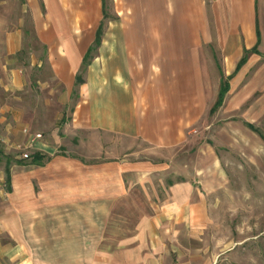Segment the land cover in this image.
<instances>
[{
	"label": "crops",
	"instance_id": "obj_1",
	"mask_svg": "<svg viewBox=\"0 0 264 264\" xmlns=\"http://www.w3.org/2000/svg\"><path fill=\"white\" fill-rule=\"evenodd\" d=\"M25 6L33 73L18 67L23 29L0 36V264H217L200 181L212 159L176 160L216 114L257 130L264 0Z\"/></svg>",
	"mask_w": 264,
	"mask_h": 264
},
{
	"label": "rangeland",
	"instance_id": "obj_2",
	"mask_svg": "<svg viewBox=\"0 0 264 264\" xmlns=\"http://www.w3.org/2000/svg\"><path fill=\"white\" fill-rule=\"evenodd\" d=\"M31 27L25 0H0V36L16 28L25 32L18 67L26 74L34 72L30 69L32 54L42 53L34 48ZM247 122L251 121L241 115L208 117L194 133L196 142L176 160L178 169L194 170L206 166L209 156L212 159L211 172L200 176V181L212 208L210 240L204 247L210 248L212 262L221 255L217 264H264V113L252 121L258 132L249 129ZM131 147L141 152L147 149L141 143ZM4 169L2 162L0 173Z\"/></svg>",
	"mask_w": 264,
	"mask_h": 264
},
{
	"label": "trees",
	"instance_id": "obj_3",
	"mask_svg": "<svg viewBox=\"0 0 264 264\" xmlns=\"http://www.w3.org/2000/svg\"><path fill=\"white\" fill-rule=\"evenodd\" d=\"M97 40H98V42H100V40H101V31L98 34ZM256 51H257L256 49L253 50V52H256ZM246 60H247L246 57L242 60V62L240 63V66H239L240 68L245 64ZM228 92H229V83H228V81H224L222 84V87H221V91H220V94L218 97V101L212 110V114L217 112L223 106ZM255 131L258 132L257 130H255Z\"/></svg>",
	"mask_w": 264,
	"mask_h": 264
},
{
	"label": "built area",
	"instance_id": "obj_4",
	"mask_svg": "<svg viewBox=\"0 0 264 264\" xmlns=\"http://www.w3.org/2000/svg\"><path fill=\"white\" fill-rule=\"evenodd\" d=\"M25 133H27V132H25ZM38 139H42V136H41V135H37V136L35 137V139L32 141V144L34 143L35 140H38ZM23 158H24L25 160H28V159L30 158V156H29V154L25 153V154L23 155Z\"/></svg>",
	"mask_w": 264,
	"mask_h": 264
}]
</instances>
